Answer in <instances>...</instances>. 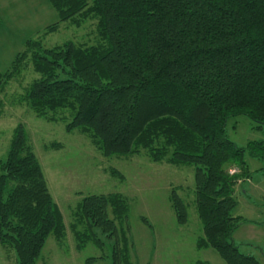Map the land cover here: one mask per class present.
I'll return each mask as SVG.
<instances>
[{
	"label": "trees",
	"instance_id": "trees-1",
	"mask_svg": "<svg viewBox=\"0 0 264 264\" xmlns=\"http://www.w3.org/2000/svg\"><path fill=\"white\" fill-rule=\"evenodd\" d=\"M48 2L58 21L28 39L0 72V94L31 68L36 77L19 103L35 116L70 120L66 131L86 134L106 157L144 152L154 163L192 167L203 233L198 249L216 251L225 264H260L235 245L242 219L233 210L236 185L251 178L245 155L260 161L264 171V141L239 147L226 126L243 116L264 135V0ZM87 19L96 21L92 44L44 45L42 38L61 23L80 26ZM169 203L177 223L185 225L187 206L178 189L171 190ZM109 209L116 220L126 219L128 205L120 194H92L80 201L75 220L85 230H74L77 250L89 241L104 245L97 229L123 242L122 252L112 247L113 264H130L126 234L117 232ZM65 232L63 215L19 124L0 159V246L13 249L18 264H37L49 236L59 241Z\"/></svg>",
	"mask_w": 264,
	"mask_h": 264
},
{
	"label": "rangeland",
	"instance_id": "rangeland-1",
	"mask_svg": "<svg viewBox=\"0 0 264 264\" xmlns=\"http://www.w3.org/2000/svg\"><path fill=\"white\" fill-rule=\"evenodd\" d=\"M58 15L48 0H0V72L6 71L28 39L37 38L48 25L57 22ZM96 21L87 19L80 26L61 23L59 29L43 37L46 47L67 41L95 42ZM36 75L31 68L12 78L0 98V159L9 148L13 130L22 124L42 166L50 194L57 203L65 225V237L49 236L37 264H113L112 247H124L121 238L107 239L96 231L104 245L100 248L89 241L77 250L74 230L83 231L75 212L80 201L92 194L122 195L128 205L126 219L115 221L117 232L126 234L130 264H225L212 249H198L203 235L196 213L193 168L154 163L142 152L132 156H104L90 137L74 130L67 132V121L47 122L35 116L20 96ZM66 116V114H65ZM229 139L239 147L250 141H264L261 130L248 118L239 116L227 122ZM54 143L58 147H51ZM251 178L235 187L233 215L240 222L233 235L239 251L264 264V171L263 164L245 155ZM235 170V169H234ZM173 188L187 206L188 221L179 225L169 203ZM145 219L147 222H144ZM120 260V259H119ZM0 264H18L15 251L0 246ZM119 264H126L124 261Z\"/></svg>",
	"mask_w": 264,
	"mask_h": 264
}]
</instances>
